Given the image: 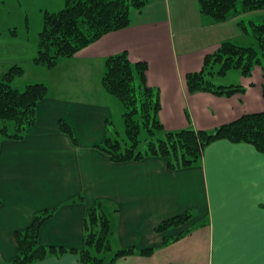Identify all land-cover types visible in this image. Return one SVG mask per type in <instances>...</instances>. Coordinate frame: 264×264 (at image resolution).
Returning <instances> with one entry per match:
<instances>
[{
    "label": "crops",
    "instance_id": "0c3cea01",
    "mask_svg": "<svg viewBox=\"0 0 264 264\" xmlns=\"http://www.w3.org/2000/svg\"><path fill=\"white\" fill-rule=\"evenodd\" d=\"M256 14L264 11L217 22L199 12L196 0H151L131 12L129 26L104 34L52 68L35 67L49 76L35 75L31 82L48 86L36 122L22 140L0 138V264L16 256L15 232L45 211L52 214L43 221L39 243L81 249L84 219L96 201L110 219V258L119 248H154L150 256L127 255L115 264H264V154L251 144L216 140L198 163L176 170L159 156L115 163L95 147L106 137L116 105L101 83L104 60L121 51L132 62L147 63V83L159 91L158 116L166 130H211L264 111L259 65L249 76L239 70L209 76L216 84H241L243 93H191L186 85V74L199 71L204 56L222 40L238 44L236 38L246 36L237 20L255 21ZM60 120L70 125L75 141L60 129ZM186 213L184 223L156 230ZM31 264L82 263L76 253L65 252Z\"/></svg>",
    "mask_w": 264,
    "mask_h": 264
},
{
    "label": "trees",
    "instance_id": "16d2710c",
    "mask_svg": "<svg viewBox=\"0 0 264 264\" xmlns=\"http://www.w3.org/2000/svg\"><path fill=\"white\" fill-rule=\"evenodd\" d=\"M151 0H64V6L56 11L43 13L42 27L38 33L37 49L32 63L46 68L54 67L60 59L75 55L82 48L95 42L104 34L123 29L131 23V12L142 9ZM199 12L217 22L252 11H264V0H196ZM241 33L253 37L256 45H241L231 40H222L219 46L203 58L199 71L186 74V85L191 93L204 91L219 96L243 93L241 84H216L209 76L223 75L229 70H239L249 76L256 65L262 68L264 80V22H236ZM15 34V32H12ZM147 63L132 62L126 51L109 55L104 60L101 77L103 88L114 95L124 106V137H119L112 121H106L107 135L96 148L107 154L115 163L137 161L148 156L167 159L171 170L190 167L201 159L210 143L226 139L234 143L251 144L264 154V111L244 113L238 118L214 129L191 127L166 130L158 116L159 91L148 85ZM18 64L5 70L0 79V137L22 140L37 119V106L48 93V86L33 82L19 90L13 80L23 74ZM264 97V81L262 84ZM60 129L76 140L72 128L64 120ZM52 212L36 214L23 230L15 232L16 256L8 264H31L49 256L73 252L82 264H115L119 257L137 254L150 256L154 248L136 250L133 247L111 252L112 228L110 219L101 201H96L84 219V238L81 249L43 246L39 232L43 221ZM189 218V213L162 221L156 228L163 231L180 225ZM189 232H183L163 245L175 241Z\"/></svg>",
    "mask_w": 264,
    "mask_h": 264
},
{
    "label": "rangeland",
    "instance_id": "374dc122",
    "mask_svg": "<svg viewBox=\"0 0 264 264\" xmlns=\"http://www.w3.org/2000/svg\"><path fill=\"white\" fill-rule=\"evenodd\" d=\"M63 6L64 0H0V79L3 72L14 65L15 62L24 69L23 74L18 76L20 78L12 82L13 86L19 90H23L27 84L31 83L35 75L39 76L38 78L49 77L45 72L41 74L37 73L38 68L35 67L44 66L33 64L31 55H35L36 53L38 33L42 27L43 13L45 11L56 12ZM173 11L175 12L174 7ZM205 17L210 19V16L205 15ZM251 18L255 22H264V15L256 14L251 16ZM246 22H248V19H246ZM195 23L196 20L191 21L192 25H195ZM177 25L179 23L176 24L175 20V29ZM178 31L179 29L177 28L175 33L176 41L180 38ZM12 32H15V34ZM236 40L238 44L256 45V41L249 35H242L240 38H236ZM231 71L234 70H230L228 73H237V70L234 72ZM57 74L58 72L52 74L55 75L53 79L56 78ZM113 99L116 105L113 104L110 120L118 132L119 137H124V106L118 98ZM110 254L111 252L106 255L105 262L110 259Z\"/></svg>",
    "mask_w": 264,
    "mask_h": 264
}]
</instances>
